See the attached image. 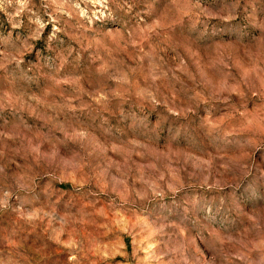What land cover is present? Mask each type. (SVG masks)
<instances>
[{
    "label": "rangeland",
    "instance_id": "rangeland-1",
    "mask_svg": "<svg viewBox=\"0 0 264 264\" xmlns=\"http://www.w3.org/2000/svg\"><path fill=\"white\" fill-rule=\"evenodd\" d=\"M0 264H264V0H0Z\"/></svg>",
    "mask_w": 264,
    "mask_h": 264
}]
</instances>
